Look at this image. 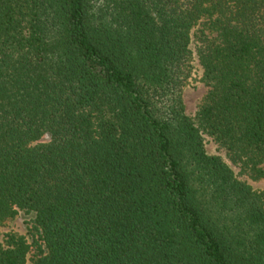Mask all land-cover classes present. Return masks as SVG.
<instances>
[{
  "label": "trees",
  "instance_id": "16d2710c",
  "mask_svg": "<svg viewBox=\"0 0 264 264\" xmlns=\"http://www.w3.org/2000/svg\"><path fill=\"white\" fill-rule=\"evenodd\" d=\"M203 135L264 180V0H0V225L33 216L0 264H264Z\"/></svg>",
  "mask_w": 264,
  "mask_h": 264
},
{
  "label": "rangeland",
  "instance_id": "374dc122",
  "mask_svg": "<svg viewBox=\"0 0 264 264\" xmlns=\"http://www.w3.org/2000/svg\"><path fill=\"white\" fill-rule=\"evenodd\" d=\"M190 49L193 54L192 59V70L190 78L183 90L182 98L185 106L186 115L194 120L195 114L198 107L201 105L208 89L202 82V69L198 63L197 56L195 53V42L192 38V43ZM205 151L209 156L220 157L227 166L232 170L236 178L246 183L255 192H264V180H254L246 173L242 172L241 169L231 163L228 159L226 152L219 148L213 140L203 135ZM48 137H44L42 142H47ZM33 216L24 215L19 213L14 219L7 220L2 225H0V243H3L7 235L13 234L25 238L30 243V237L28 235L29 222Z\"/></svg>",
  "mask_w": 264,
  "mask_h": 264
}]
</instances>
